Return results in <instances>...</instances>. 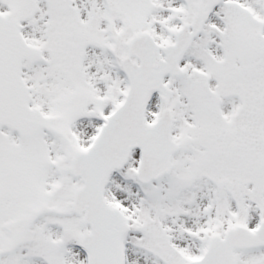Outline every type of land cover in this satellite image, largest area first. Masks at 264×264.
Here are the masks:
<instances>
[{
  "label": "snow or ice",
  "instance_id": "snow-or-ice-1",
  "mask_svg": "<svg viewBox=\"0 0 264 264\" xmlns=\"http://www.w3.org/2000/svg\"><path fill=\"white\" fill-rule=\"evenodd\" d=\"M0 264H264V0H0Z\"/></svg>",
  "mask_w": 264,
  "mask_h": 264
}]
</instances>
